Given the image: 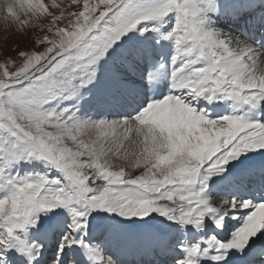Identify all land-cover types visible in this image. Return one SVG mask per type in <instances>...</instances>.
<instances>
[{"label": "snow or ice", "instance_id": "snow-or-ice-1", "mask_svg": "<svg viewBox=\"0 0 264 264\" xmlns=\"http://www.w3.org/2000/svg\"><path fill=\"white\" fill-rule=\"evenodd\" d=\"M0 20V264H264V0Z\"/></svg>", "mask_w": 264, "mask_h": 264}, {"label": "rangeland", "instance_id": "rangeland-1", "mask_svg": "<svg viewBox=\"0 0 264 264\" xmlns=\"http://www.w3.org/2000/svg\"><path fill=\"white\" fill-rule=\"evenodd\" d=\"M7 26L0 20V48H7V45L4 43L5 40L8 39L9 35H12L11 32H6L5 28ZM11 43V41H9Z\"/></svg>", "mask_w": 264, "mask_h": 264}]
</instances>
